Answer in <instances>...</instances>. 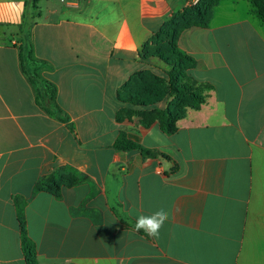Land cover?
<instances>
[{
	"label": "crops",
	"instance_id": "0c3cea01",
	"mask_svg": "<svg viewBox=\"0 0 264 264\" xmlns=\"http://www.w3.org/2000/svg\"><path fill=\"white\" fill-rule=\"evenodd\" d=\"M187 0H41L33 29L43 77L70 124L49 116L21 70L24 4L0 0V264H27L17 201H26L39 264H264V20L251 0H223L178 47L210 88L173 134L117 121V94L139 51ZM159 107L164 108L161 104ZM142 111V110H140ZM124 131L155 156L114 148ZM76 175L61 197L36 191ZM169 213L159 238L139 215Z\"/></svg>",
	"mask_w": 264,
	"mask_h": 264
},
{
	"label": "trees",
	"instance_id": "16d2710c",
	"mask_svg": "<svg viewBox=\"0 0 264 264\" xmlns=\"http://www.w3.org/2000/svg\"><path fill=\"white\" fill-rule=\"evenodd\" d=\"M41 0H31L30 10L23 14L20 50L21 70L34 87L36 100L42 110L49 116L67 123L72 131L70 118L58 103L57 86L43 77L46 63L35 57L33 47V29L36 19L40 16L39 3ZM223 0H201L197 5L187 7L173 15L150 41L139 51L141 60L157 58L169 68L162 75L152 70L135 72L121 87L117 100L123 107L117 113V121L123 122L133 115L140 117L141 125L149 127L157 122L166 134H173L178 130V122L184 119L190 109H200L205 103L204 92L210 87L198 85L189 78V71L195 66L192 57L185 54L178 47L180 35L192 27L209 26L215 7ZM258 15L264 20V0H251ZM167 101L165 109L158 105ZM143 108L146 110L137 111ZM114 148L119 151H140L146 156H155L156 152L145 149L129 134L122 131ZM81 181L76 175L58 177L52 174L43 178L36 185V191L51 193L61 197L63 186H74ZM18 220L20 222L22 247L27 264H39L37 249L29 238L26 229L25 208L26 201H17Z\"/></svg>",
	"mask_w": 264,
	"mask_h": 264
},
{
	"label": "clouds",
	"instance_id": "9594fccd",
	"mask_svg": "<svg viewBox=\"0 0 264 264\" xmlns=\"http://www.w3.org/2000/svg\"><path fill=\"white\" fill-rule=\"evenodd\" d=\"M169 219V213L161 208L150 215H139L135 222V230L152 238H159L160 230Z\"/></svg>",
	"mask_w": 264,
	"mask_h": 264
},
{
	"label": "rangeland",
	"instance_id": "374dc122",
	"mask_svg": "<svg viewBox=\"0 0 264 264\" xmlns=\"http://www.w3.org/2000/svg\"><path fill=\"white\" fill-rule=\"evenodd\" d=\"M21 1L23 4H24V11H23V14L26 13V12H29V10L31 9L30 8V5H31V0H19ZM21 25L22 23L20 24V27H19V30H18V36L22 38V34H21ZM169 70V68L167 66H164V72H167ZM159 75H162L164 76L162 73H159ZM163 104L164 105V108L162 109H165L167 107V101H164L162 103H160L159 105ZM122 105V104H121ZM158 105V107H159ZM123 107V105H122ZM160 108V107H159ZM137 111H140V110H146V109H143V108H138L136 109ZM134 117H138L137 115H133L132 118L130 119H126V120H132ZM140 123H141V120H140Z\"/></svg>",
	"mask_w": 264,
	"mask_h": 264
},
{
	"label": "built area",
	"instance_id": "2783aa9c",
	"mask_svg": "<svg viewBox=\"0 0 264 264\" xmlns=\"http://www.w3.org/2000/svg\"><path fill=\"white\" fill-rule=\"evenodd\" d=\"M201 0H187V7L197 5Z\"/></svg>",
	"mask_w": 264,
	"mask_h": 264
}]
</instances>
